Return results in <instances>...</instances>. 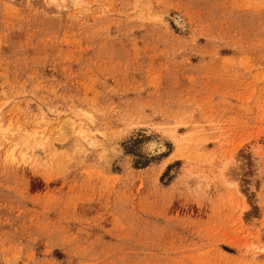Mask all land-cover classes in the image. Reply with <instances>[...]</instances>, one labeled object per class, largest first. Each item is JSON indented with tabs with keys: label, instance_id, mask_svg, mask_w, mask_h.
I'll use <instances>...</instances> for the list:
<instances>
[{
	"label": "rangeland",
	"instance_id": "rangeland-1",
	"mask_svg": "<svg viewBox=\"0 0 264 264\" xmlns=\"http://www.w3.org/2000/svg\"><path fill=\"white\" fill-rule=\"evenodd\" d=\"M0 264H264V0H0Z\"/></svg>",
	"mask_w": 264,
	"mask_h": 264
},
{
	"label": "bare ground",
	"instance_id": "bare-ground-1",
	"mask_svg": "<svg viewBox=\"0 0 264 264\" xmlns=\"http://www.w3.org/2000/svg\"><path fill=\"white\" fill-rule=\"evenodd\" d=\"M175 21L182 26V21L180 19L176 18ZM146 148L151 154L157 155L165 150V145L159 140L152 139L147 142ZM10 156L13 157L12 154H10Z\"/></svg>",
	"mask_w": 264,
	"mask_h": 264
}]
</instances>
